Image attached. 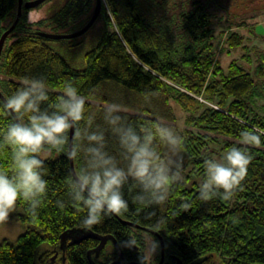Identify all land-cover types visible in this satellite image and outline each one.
<instances>
[{"label":"trees","instance_id":"obj_1","mask_svg":"<svg viewBox=\"0 0 264 264\" xmlns=\"http://www.w3.org/2000/svg\"><path fill=\"white\" fill-rule=\"evenodd\" d=\"M47 1L35 8L24 7L5 41L0 55V90L6 98L23 86L26 78H44L53 98L62 94L65 82H71L86 100V115L93 119L94 130L104 132L106 150L122 166L126 160L118 139L104 120L109 104L120 105L121 114L133 122L160 120L174 126L185 139L184 167L169 201L162 207L138 211L126 190L129 209L120 216L159 232L166 253L174 254L183 264H264V136L260 145L242 144L240 136L246 130L264 133V58L251 62L245 53L244 60L254 63L252 69L237 59L227 71L220 66L215 61L213 14L201 0H106L111 15L103 4L92 26L104 27L99 43L86 50L84 66L76 67L65 52L79 38L51 39L40 35L32 24L36 20L68 24L71 19L76 31L87 23L94 5L89 0H55L48 8H40ZM17 8L18 0H0V37L14 22ZM244 40V35L233 31L227 43L238 48L244 46ZM171 100L186 112L183 129ZM11 119L0 111V127ZM213 145H218L220 158L232 147L248 149L253 158L241 189L231 200L217 197L205 203L198 198L199 187L204 160L215 158ZM43 158L48 165L49 200L35 219L26 214L22 202L18 204L14 218L25 230L16 241H0V264H53L61 250L65 264H92L88 251L96 239L69 241L65 249L61 246L62 234L78 228L114 235L126 260L145 264L146 245L141 241L143 234H148L159 244L156 260L148 264L158 261L161 241L156 234L116 216L88 227L82 224L84 212L67 202L64 208L58 207L57 200L66 201L64 178L72 172L71 161L54 152ZM74 162L78 171L81 162ZM6 163L0 155V167ZM127 237L135 239L137 251L123 246ZM46 245L49 248L43 249ZM108 247L100 259L93 256L96 264H111L119 257L112 243ZM59 261L57 257L55 262L63 264Z\"/></svg>","mask_w":264,"mask_h":264},{"label":"clouds","instance_id":"obj_2","mask_svg":"<svg viewBox=\"0 0 264 264\" xmlns=\"http://www.w3.org/2000/svg\"><path fill=\"white\" fill-rule=\"evenodd\" d=\"M0 111L12 117L0 127V155L7 161L0 167V224L8 222L21 202L33 219L47 204L51 188L46 153L81 162L78 171L64 178L66 201L56 204L64 208L67 202L84 212L82 224L88 227L126 213V190L138 211L166 205L181 178L185 139L178 129L160 120L133 122L121 114L120 105L109 104L104 120L118 139L126 160L122 166L106 150L104 132L94 130L86 100L71 82H65L62 94L53 98L44 78H26L0 104ZM240 136L242 144L260 145L264 133L246 130ZM252 158L248 149L232 147L220 159H205L199 200H231L241 189ZM122 243L127 248L136 244L133 237ZM158 248L153 239V255Z\"/></svg>","mask_w":264,"mask_h":264},{"label":"rangeland","instance_id":"obj_3","mask_svg":"<svg viewBox=\"0 0 264 264\" xmlns=\"http://www.w3.org/2000/svg\"><path fill=\"white\" fill-rule=\"evenodd\" d=\"M53 1L49 0L42 5L40 8H48ZM103 4L107 7L109 14L111 15L110 9L108 7L107 1L102 0ZM205 5H208L210 12L213 14V28H214V53L215 61L220 63L226 71L230 63L237 59L238 62L245 67H250L252 69L253 64L258 58H264V0H217V4L211 0H201ZM145 3V1H144ZM146 4V3H145ZM147 5V4H146ZM96 6V4H95ZM93 8V11L95 9ZM223 6V7H221ZM227 8V11L225 8ZM38 8L37 11H41ZM92 11V12H93ZM37 13V12H36ZM40 13V12H39ZM39 16V15H38ZM37 16V17H38ZM37 19V18H32ZM68 24H60L58 22L44 21L38 22L37 20L32 24V28L36 31H44L49 33L63 34L70 33L74 30L76 23H73L71 19H67ZM104 27L96 26V28H90L85 36L75 37L69 39H77L78 42H74L65 52L68 60L71 64L76 67H83L85 64L84 56L86 50L94 48L99 43L101 34ZM233 31H238L244 35V46L238 48H231L227 43V39ZM85 34V33H84ZM83 34V35H84ZM82 36V35H81ZM66 46L69 44L66 43ZM248 53L251 62H246L244 59V54ZM253 60V61H252ZM254 67V66H253ZM168 83L173 84L179 89L185 90L182 86L174 83L171 80H167ZM192 93V92H191ZM193 94V93H192ZM194 95V94H193ZM203 102L208 105L214 106L221 109L216 103H211L210 101L198 96ZM170 105L178 119V125L180 129L184 128V121L186 118V112L176 103L175 100L170 101ZM215 149V150H214ZM218 145H213L212 150L213 155L216 159H220ZM196 179V178H195ZM15 210L11 215L7 223L0 224V241L3 238H7L11 241H16L20 234L25 230V225L14 218ZM147 244L145 247V258L148 263H153L156 260L158 252L154 255L151 252V246L153 242V237L147 235ZM46 245L43 249H48ZM42 249V251H43ZM53 264L55 262V256ZM51 264V263H50Z\"/></svg>","mask_w":264,"mask_h":264},{"label":"water","instance_id":"obj_4","mask_svg":"<svg viewBox=\"0 0 264 264\" xmlns=\"http://www.w3.org/2000/svg\"><path fill=\"white\" fill-rule=\"evenodd\" d=\"M44 1L46 0H18V8H17V16L14 20V22L11 24V26L1 35L0 37V55L1 52L3 50L5 41L8 37V35L15 29V27L17 26L22 13H23V8H35L37 6H39L40 4H42ZM102 6H103V1L102 0H97L96 6L94 11L92 12V15L90 16V18L88 19L87 23L80 29L70 32V33H63V34H56V33H49V32H44V31H40L39 34L43 35L45 37L51 38V39H69V38H75V37H79L81 35H83L84 33H86L92 26L93 24L96 22V20L98 19V17L101 15L102 13ZM0 97L2 98L3 101H5L7 98L6 96L2 93V91L0 90ZM71 161V170H75V162L73 160ZM118 217L122 222L131 225L133 227L142 229V230H146L149 232H152L154 234H156L157 236H159L160 241H161V261L158 264H162L163 263V259H164V255H165V241L163 236L155 231L154 229L144 226L142 224H139L137 222L134 221H130V220H126L123 219L121 216H116ZM96 239L99 241V244L95 247L92 248L88 251V257L90 260H92V257L94 255V253L99 254L101 252V250L105 247V245L108 243L109 240H111L117 250V252L119 253V255L121 257H124V253L122 251V248L120 247L116 237L112 234H100L97 233L93 230L90 229H85V228H78V229H69L67 231H65L62 234V241H61V246L63 248H66L68 241H71L72 243H79L85 239ZM111 264H138V262L135 261H127L125 258L121 259V260H116L113 261ZM178 264H183V263H178Z\"/></svg>","mask_w":264,"mask_h":264},{"label":"flooded vegetation","instance_id":"obj_5","mask_svg":"<svg viewBox=\"0 0 264 264\" xmlns=\"http://www.w3.org/2000/svg\"><path fill=\"white\" fill-rule=\"evenodd\" d=\"M89 3L93 6H95V4L97 3V0H89ZM85 35V34H84ZM83 36V35H82ZM81 37V36H80ZM79 37V38H80ZM144 231H146V230H144ZM146 232H148V233H152V232H149V231H146ZM148 234H143V236H142V241H141V243H144L145 245L147 244V236ZM159 237V236H158ZM160 239V238H159ZM69 242V241H68ZM71 242V241H70ZM69 242V243H70ZM72 243V242H71ZM110 243H112L113 244V242L111 241V240H109L108 241V243L105 245V247L101 250V252L99 253V254H96V253H94V255L96 256V258L97 259H100V254L105 250V249H107V248H109L108 246L110 245ZM99 244V241L97 240V243L92 247V248H95L97 245ZM113 246H114V244H113ZM91 248V249H92ZM65 249V248H64ZM132 249L134 250V251H137L138 249H139V246H137V245H135V247H132ZM93 255V256H94ZM64 256H65V254H64V251L63 250H61L60 252H57V254H55V259H57V257H58V259H60V261L63 263V264H65L66 263V260L64 259ZM124 258H126L125 257V255H124V257H121L120 255H119V257L117 258V259H115L114 261H116V260H121V259H124ZM161 258H162V255L160 254V257H159V259H158V261L155 263V264H158L160 261H161ZM54 259V258H53ZM60 261H59V263H60ZM90 261H92V264H96L94 261H93V257H92V260H90ZM128 261V260H127ZM135 262H137V261H135ZM178 263H182V261L180 260V259H178L176 256H174V254H167L166 253V250H165V255H164V259H163V263L162 264H178ZM138 264H145V263H143V262H138ZM146 264H148V263H146Z\"/></svg>","mask_w":264,"mask_h":264}]
</instances>
